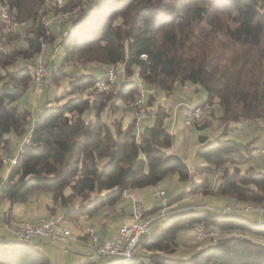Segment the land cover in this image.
<instances>
[{
    "label": "trees",
    "instance_id": "obj_1",
    "mask_svg": "<svg viewBox=\"0 0 264 264\" xmlns=\"http://www.w3.org/2000/svg\"><path fill=\"white\" fill-rule=\"evenodd\" d=\"M76 1L72 8L76 12L71 14L65 11L71 0L60 9L46 0H0L8 21L20 24L11 28L0 16V172L1 151L10 142L5 134L14 132L21 139L16 163L7 170L0 190V204L7 200L9 211L31 193L48 192L56 204L52 212L58 205L63 221L91 220L115 206L127 190L155 186L168 173L192 179L189 167L170 152L173 136L164 124L168 116L164 107L158 106L153 124L143 131H134L135 120L123 125L102 118L109 99L94 84L105 77L76 76L69 89L50 106L44 105L30 124L29 111L15 102L33 85V65L55 40L45 23L48 15L55 19L69 14L60 24L54 20L59 26L68 23L63 30L67 34L61 33L56 45L63 52L62 64L99 65L105 75L121 67L118 99H135L140 90L144 99L142 84L167 95L177 86L191 84L206 92L200 108L216 103L225 123L243 120L259 127L256 121L264 122V0ZM11 35L15 46L5 51ZM17 61L20 65L12 67ZM51 71L61 73L60 78L64 75L62 68ZM200 142L196 156L204 165L194 168L201 178L191 181L186 193L224 197L223 207L238 203L263 210L264 172L253 168L241 172L236 166L252 157L250 143L205 137ZM214 176L216 187H212ZM173 203L166 201L162 207ZM162 207L145 211L146 217L162 219L151 224L129 261L107 256L102 264H264V222L206 204L168 212ZM9 218L8 214L5 220ZM196 225L217 232L216 241L205 238L207 244L185 257H174L178 235ZM0 264L51 263L33 243L8 238L0 239Z\"/></svg>",
    "mask_w": 264,
    "mask_h": 264
},
{
    "label": "rangeland",
    "instance_id": "obj_2",
    "mask_svg": "<svg viewBox=\"0 0 264 264\" xmlns=\"http://www.w3.org/2000/svg\"><path fill=\"white\" fill-rule=\"evenodd\" d=\"M63 1L62 2L65 3L67 0ZM71 2L72 3H70L69 7H65V11L68 10V12L73 14L76 12V10H73L72 8L77 1L71 0ZM53 16L48 15L45 19V23L50 33L52 35L55 34V40L53 43L49 42V44H47L44 49L43 58L41 57L43 61H45V65H47L43 82L37 90L33 85L29 86L24 95L15 102V105L21 110L29 111L30 124L33 123L34 119L37 117L38 113H40L44 105L50 106L53 104L55 97L61 96L69 89L70 81H72L76 76H79L83 73H91L97 77V79L105 77V71L102 70L101 66L99 65L82 63H78V65H74L72 63L62 64L63 52L61 49H58L56 45L61 40V32L64 30V28H67L68 23L66 22L64 25L59 26L54 22ZM24 34L26 33L21 32V35ZM14 46L15 42L13 40V36H8V45L6 46L5 44V51H8L9 47L13 48ZM53 52L54 56L52 57ZM20 63V61L13 63L12 67H15V65H20ZM53 67L62 68L64 75L60 78L61 73L57 75L53 74L51 71ZM113 69L115 72H117L115 83L104 90L99 89L105 92L104 98L106 100L109 99V101L107 100L105 102V108L101 112V116L104 120H106L107 123H111L113 120L117 119L120 120L123 125H127L134 120L135 110H133L130 105L134 97L131 100L124 101L122 99H118L115 96L116 90L118 89L117 83L120 82L118 80L121 75V77L124 75L119 65ZM142 88L145 92V97L143 99L145 101L147 110H145V112H148V114L146 118L137 121L138 123L134 131H143L144 128L150 127L153 124L154 114L156 113L158 106L164 107L168 114L164 124L167 128V131L173 136V144L170 152L177 155L183 161V163L189 167L192 179H179L177 173H168L155 186L136 187L127 190L121 200L115 206L111 207L109 211L123 209L125 213H129V203L131 198L138 200L142 204L145 211L162 207L160 199L152 195L155 189H163L165 191L168 203L174 201L172 204L173 209H178L181 206L188 204L192 206L206 204L207 206L222 210V207L226 202L224 197L216 196L214 194L202 195L201 193H197L193 195L189 192L186 193L191 181L198 182L201 178L200 174L196 172L194 168L204 165V162L196 156V150L203 144L200 142L201 137H205L207 141L228 140L242 144L250 143L252 148H254L252 157L243 160L242 162L236 164V166L241 170V172L248 168H253L258 172H264V130L260 129V126L257 127L255 123L243 120L225 123L221 118V111L219 110L216 103H213L212 105L207 104L204 108H201L202 113L198 124H204L202 127H197L193 123L186 125L184 123V116L186 115L187 111L205 103L206 92L204 89L196 85L186 84L184 86H177L172 90L171 94L167 95L165 91L156 89L153 86H148L146 84H142ZM87 96H89V94L85 93L84 97ZM227 126L228 129H226ZM5 137L9 138L10 142L8 148L2 151V158H11L16 156L18 151V136L14 132H9L5 134ZM6 170L7 166L3 165L0 172L2 179L0 190L5 186L4 175ZM208 177L211 181V176L209 175ZM216 182L217 178L214 176L212 179V187H216ZM180 195L186 196L182 199H177L180 197ZM55 205L56 204L51 198V194L48 192L31 193L26 202L12 205V209L10 211V203L7 200L3 201L0 204V233H6L8 235V233L3 230L4 225L7 224L5 218L8 216V214L11 222L13 223L18 219H20V221H27L24 217L30 212L35 211L36 208L44 213L48 208L53 209ZM163 208L164 207H162V209ZM56 209L59 213H62V210L58 205ZM164 209L167 210V212L171 211L170 205ZM235 212L243 218L246 217L253 219L259 217L261 218L262 222H264V211ZM117 218V214L114 212L111 213L108 218H104L103 222H100V215H97L92 218L89 223L95 227L97 236H111L113 234L112 230L115 228V224L118 222ZM156 219L158 220V218ZM160 219H162V217H160L159 220ZM85 221L86 219L84 218L80 220L67 219V221H65V225L67 227H65L71 231L74 238H77L81 233L83 236V233L85 232L87 227ZM110 239H112V237H110ZM177 241L179 243V247L178 252L174 254V257H185L186 254L208 243V240L195 239L192 230L180 233L178 235ZM87 244H89V240L87 241ZM87 247L88 245H84V243H81V241L78 239L72 243L57 239L52 245H46V248H44L42 251L46 252L51 264H86L88 262L87 254L85 252L88 250ZM182 250L184 252L183 255H181ZM103 262H105L104 257L98 260V264H102Z\"/></svg>",
    "mask_w": 264,
    "mask_h": 264
},
{
    "label": "built area",
    "instance_id": "obj_3",
    "mask_svg": "<svg viewBox=\"0 0 264 264\" xmlns=\"http://www.w3.org/2000/svg\"><path fill=\"white\" fill-rule=\"evenodd\" d=\"M60 1V0H57ZM1 19H5L8 15L6 7L0 5ZM14 28V26L12 27ZM63 33V31L61 32ZM56 49V48H55ZM54 49V52H55ZM52 53V57L54 56ZM47 65H33L34 69V81L39 76H45ZM114 74L117 72H112L110 75H105L104 80H99L96 82H109L114 79ZM132 79L136 80L135 74H132ZM90 88H94V85ZM137 105V104H136ZM200 106L194 107V112L191 114H186V125H190L191 122L199 121ZM148 114V112L140 111V113L134 114V120L137 124L138 118ZM24 142V140H23ZM12 160L11 158H2V164L8 166ZM220 168L217 169L219 173ZM191 172V171H190ZM7 175V170H6ZM152 195L159 198L162 204L167 201L166 193L163 189H155ZM130 211L127 214H123L120 219V223L117 227L115 236L110 238H105L101 242L98 239L97 231L93 225H89L85 229L86 236L89 240L90 251L87 254V260L91 264H98V260L103 257L110 256H120V254H136L137 246L140 238L145 235L146 230L149 229L153 221V217H146L145 210L142 204L135 198L130 199L129 203ZM224 212L229 211H260V207L253 208L249 205L241 206L238 203H229L222 208ZM10 232L9 239H21L30 243H33L34 239L45 240L46 242H52L56 239H65L69 242H73L74 237L69 229L64 226V221L62 220V214L59 212L53 213L50 218L43 221L40 224L33 225L28 221H18L11 224L6 228ZM193 235L195 239L199 237H206L211 241H216L217 232L213 230H206L199 225L192 228Z\"/></svg>",
    "mask_w": 264,
    "mask_h": 264
},
{
    "label": "crops",
    "instance_id": "obj_4",
    "mask_svg": "<svg viewBox=\"0 0 264 264\" xmlns=\"http://www.w3.org/2000/svg\"><path fill=\"white\" fill-rule=\"evenodd\" d=\"M43 55H44V52H43ZM19 138V137H18ZM19 141H18V150H19V147H20V143H21V139L19 138L18 139ZM9 146V145H8ZM8 148V147H7ZM6 148V149H7ZM1 153H2V151H1ZM17 153H18V151H17ZM16 153V154H17ZM15 154V155H16ZM12 156H14V155H12ZM14 157H16V156H14ZM9 168H8V166H7V170H8ZM5 177H6V173H5V175H4V179H5ZM226 203V202H225ZM199 205V204H198ZM173 205H171V209H173V207H172ZM12 209V208H11ZM170 209V210H171ZM261 211H264V209L263 210H261ZM55 212H58L57 210L55 211ZM115 212V214H117V219H118V222L115 224V228L112 230L113 231V234L110 236V235H101L100 237L98 236V239H99V241H102L103 239H105V238H110V237H114L115 236V234H116V231H117V227H118V224H119V222H120V219H121V216H122V214H127V213H125V211L123 210V209H121V210H117V211H109V210H106V211H104L101 215H100V222H103L104 221V218H108L109 217V215L111 214V213H114ZM54 212H52V210L50 209V208H48L44 213L42 212V211H39V209H37L36 208V210L35 211H32V212H30L27 216H25L24 218L28 221V222H30L31 224H33V225H37V224H40V223H42L43 221H46V220H48L49 218L48 217H50L52 214H53ZM260 215V214H259ZM67 219H69V218H66L65 220H64V226H66L65 225V221H67ZM251 219V218H250ZM71 220H73V219H71ZM252 220H255V221H262L261 220V218H259V217H257V218H253ZM7 221V224H5L4 225V228H3V230L4 231H6L7 233H8V235L6 234V233H4V234H2V233H0V238H2V239H8V238H10V232H9V230H7L6 228H8V226H11V224L13 223V222H11V219L9 218L8 220H6ZM18 221H20V219H18V220H16V221H14V222H18ZM89 221L90 220H87L86 219V225L87 226H89V225H91L90 223H89ZM157 220H154V221H152V223H154V222H156ZM76 222H79V221H76ZM151 223V224H152ZM67 227V226H66ZM103 231V230H102ZM102 233V232H101ZM103 234V233H102ZM76 239H78V240H80L81 241V243H84V245H88V250L87 251H85L86 252V254H88V252L90 251V246H89V244H87V241H88V238H87V236H86V233L84 232L83 233V236H82V233L80 234V236H78L77 238H74V240H73V242L76 240ZM57 240V239H56ZM58 240H65V239H58ZM55 241V240H54ZM54 241H52V242H46L45 240H41V239H34L33 240V244L37 247V248H39L41 251L42 250H44V248H46V245H52L53 244V242ZM65 241H67L68 243H72V242H69L68 240H65ZM45 255H46V252H44V251H42Z\"/></svg>",
    "mask_w": 264,
    "mask_h": 264
},
{
    "label": "bare ground",
    "instance_id": "obj_5",
    "mask_svg": "<svg viewBox=\"0 0 264 264\" xmlns=\"http://www.w3.org/2000/svg\"><path fill=\"white\" fill-rule=\"evenodd\" d=\"M63 0H60V1H57V0H46V2L51 6V7H54V8H57V9H60L62 8L63 6ZM1 16V14H0ZM69 16L68 13H61L59 15H57L55 17V22L57 24H60L62 23L63 21H65V19H67ZM7 21H8V17L5 18ZM9 22V21H8ZM19 23L17 22H9V26L12 28L14 26L17 27ZM20 25V24H19ZM22 25V24H21ZM67 34V31H63V35H66ZM45 65V62L43 61V59L41 57H39V60H38V64L37 65ZM34 71V70H33ZM112 72H114V70H110L107 75H110ZM43 77L44 76H39V78H36V80L34 81V72H33V86L34 88L37 90L41 84H42V81H43ZM114 79H115V74H114ZM114 79H112L111 81L109 82H103V85H102V82H96L94 85L99 88V89H106L108 88L111 84H113L114 82ZM137 104V105H136ZM143 104H144V100H143V91L140 90L137 97L134 99V101L131 103L132 107L134 108L135 110V114L136 113H140V111H143ZM191 108V107H189ZM188 109V108H187ZM145 112V111H143ZM191 112H194V108H191L187 111L186 114H191ZM201 113H202V109L200 108V113H199V120H200V117H201ZM147 114H144L143 116H140V118H138V121H140L141 119H144L146 117ZM184 123L186 124V115L184 116ZM192 123V122H191ZM256 124L258 126H260V128L262 130H264V122L261 121V120H258L256 121ZM28 140V137L25 138V141ZM16 163V157H12V160L10 162V164H8V168H10L11 166H14V164ZM63 220V219H62ZM150 231V228L148 230H146L145 232V235H147ZM206 237H199V240L200 239H205ZM13 240V239H12ZM198 240V239H197ZM133 254H120V256H110V257H120L122 260L124 261H129L131 259Z\"/></svg>",
    "mask_w": 264,
    "mask_h": 264
}]
</instances>
